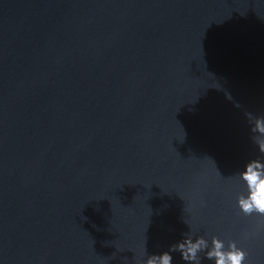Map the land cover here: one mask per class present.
<instances>
[{"label":"water","instance_id":"water-1","mask_svg":"<svg viewBox=\"0 0 264 264\" xmlns=\"http://www.w3.org/2000/svg\"><path fill=\"white\" fill-rule=\"evenodd\" d=\"M249 111L264 0H0V262L143 264L185 219L264 264L232 200Z\"/></svg>","mask_w":264,"mask_h":264},{"label":"clouds","instance_id":"clouds-1","mask_svg":"<svg viewBox=\"0 0 264 264\" xmlns=\"http://www.w3.org/2000/svg\"><path fill=\"white\" fill-rule=\"evenodd\" d=\"M251 125L250 139L264 153V114L247 112ZM232 180V200L237 215L264 218V156L248 159ZM188 231L173 242L167 250L148 254L147 236L144 240L143 264H175L174 253H179L186 264H254L247 241L253 233L243 236L230 234L227 227H209L200 231L185 220ZM2 264V262H0Z\"/></svg>","mask_w":264,"mask_h":264}]
</instances>
